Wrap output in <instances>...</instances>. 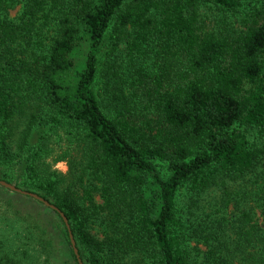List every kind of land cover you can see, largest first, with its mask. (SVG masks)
Listing matches in <instances>:
<instances>
[{
	"label": "trees",
	"instance_id": "trees-1",
	"mask_svg": "<svg viewBox=\"0 0 264 264\" xmlns=\"http://www.w3.org/2000/svg\"><path fill=\"white\" fill-rule=\"evenodd\" d=\"M14 1L0 0V179L63 212L83 264H264V229L250 212L187 224L177 202L183 187H216L227 207L262 159L252 140L264 133V7L230 32L207 24L202 5L235 15L240 0H24L13 20ZM122 42L156 54V88L146 74L132 83L147 91L144 115L128 81L113 80ZM46 208L79 264L62 216ZM98 216L102 238L91 230ZM7 226L0 264H61L48 227Z\"/></svg>",
	"mask_w": 264,
	"mask_h": 264
},
{
	"label": "rangeland",
	"instance_id": "rangeland-1",
	"mask_svg": "<svg viewBox=\"0 0 264 264\" xmlns=\"http://www.w3.org/2000/svg\"><path fill=\"white\" fill-rule=\"evenodd\" d=\"M240 2L242 4L241 11L235 15H230L214 4L204 3L202 5V17L207 24L215 29L221 28L230 32L240 31L243 28V20L248 18V13L255 8L264 7V0H240ZM23 5L24 0H15L13 6L8 9L7 16L10 19L18 20L23 11ZM81 56L82 53L78 49L74 57L78 58ZM112 62L116 67L112 72L117 74L113 76V80L119 78L128 81L125 84V93L128 96L137 98V100L131 103L135 104L138 112L143 113V115L146 114L147 108L150 105L147 91L144 89V85L136 84L132 86V83L133 80L144 78L141 75L146 74L148 77L146 78V83L149 84V88L152 91L156 88V85L153 83V77L158 73L159 66L156 63V54L151 50V47H145L144 50L134 55L130 54L124 42H122L119 49L113 54ZM114 93L115 89H110L109 94L104 95L106 104L110 105V102L115 100ZM41 131L43 130H39V132ZM37 139L38 135L36 134L33 137V141ZM252 141L255 147L264 150V133L256 135ZM62 150L63 147L56 145L55 152L49 158V162L53 163ZM54 168L61 173H66L68 170L67 164L64 161L54 164ZM164 170L166 169L164 168ZM17 183L12 182L11 184L22 190L29 191L23 186H18ZM231 191L234 192L233 200L227 207L223 208L222 204L226 201L221 199V192L216 187H212L200 194L191 192L187 187H183L177 195L180 217L187 224H189V219H191L200 225L212 211L217 212L216 216H229L231 213L237 212V210L238 212L246 210L254 215L264 229V207H262L264 205V153L255 170L246 176L244 181H239ZM254 193L257 195H254ZM243 194L246 196L244 197ZM95 198L97 203L102 202L98 194L95 195ZM219 210H222V212H219ZM7 224L13 226L21 224L25 228L27 226L28 229L37 225L48 227L49 234L53 237L54 253L57 261L61 264H75L70 249L66 242H64L62 225L57 216L31 197L13 192L0 185V227L5 229L12 228V226L9 227ZM91 230L98 237H104L107 233V225L104 222V218L96 217L91 224ZM201 234L202 236L204 235L203 230ZM10 237L14 239V237ZM200 241L199 238L195 237V239L189 242H191L190 245L192 247L196 248L193 249V252L203 255L207 248Z\"/></svg>",
	"mask_w": 264,
	"mask_h": 264
},
{
	"label": "water",
	"instance_id": "water-1",
	"mask_svg": "<svg viewBox=\"0 0 264 264\" xmlns=\"http://www.w3.org/2000/svg\"><path fill=\"white\" fill-rule=\"evenodd\" d=\"M0 185L5 187V188H7V189H9V190H11V191H13V192L29 196V197H31V198L43 203L46 207H48V208H50L52 210L58 211L60 213V215L62 216V218H63V220H64V222H65V224H66V226L68 228L71 244H72L74 253L76 254V257L78 259V262H79V264H83V262H82V260L80 258L79 252H78V248L76 246V241L74 240V237L71 234V230H70V226H69L68 220L65 217V215L63 214V212H60L59 209L55 205H53L51 202H49L48 200L44 199L42 196L38 195L37 193L22 190V189L16 187L15 185H13L11 183H8V182H6L4 180H0Z\"/></svg>",
	"mask_w": 264,
	"mask_h": 264
}]
</instances>
